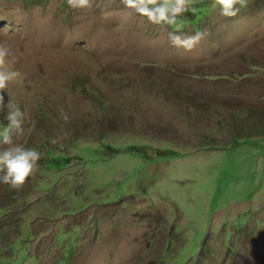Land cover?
<instances>
[{
	"label": "rangeland",
	"instance_id": "374dc122",
	"mask_svg": "<svg viewBox=\"0 0 264 264\" xmlns=\"http://www.w3.org/2000/svg\"><path fill=\"white\" fill-rule=\"evenodd\" d=\"M188 3L184 51L124 0H0V97L42 154L0 184V264H264V0Z\"/></svg>",
	"mask_w": 264,
	"mask_h": 264
},
{
	"label": "clouds",
	"instance_id": "9594fccd",
	"mask_svg": "<svg viewBox=\"0 0 264 264\" xmlns=\"http://www.w3.org/2000/svg\"><path fill=\"white\" fill-rule=\"evenodd\" d=\"M70 7H87L89 0H67ZM125 6L131 8L138 15L145 17L150 23L158 26H168V41L176 48L184 51L192 50L201 39L203 31L182 33L176 25L178 18L189 11L188 0H124ZM247 0H215L216 7L222 16L234 17L246 6ZM7 48L0 47V64L7 55ZM16 71H0V90L6 88L9 82L17 79ZM0 107L4 108V120L0 125V184L17 188L24 184L37 168V161L41 153L32 147H24L14 143L13 134L17 136L24 132L22 126L23 113L19 107L8 101L4 103L0 97ZM67 120V116L61 114Z\"/></svg>",
	"mask_w": 264,
	"mask_h": 264
},
{
	"label": "crops",
	"instance_id": "0c3cea01",
	"mask_svg": "<svg viewBox=\"0 0 264 264\" xmlns=\"http://www.w3.org/2000/svg\"><path fill=\"white\" fill-rule=\"evenodd\" d=\"M262 73H264V70H259V73H256V74H262ZM246 78H249V77H246ZM246 78H244V79H246ZM243 79V80H244ZM250 79V78H249Z\"/></svg>",
	"mask_w": 264,
	"mask_h": 264
}]
</instances>
